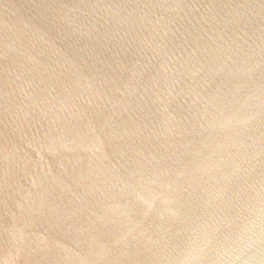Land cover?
<instances>
[{
  "label": "water",
  "instance_id": "1",
  "mask_svg": "<svg viewBox=\"0 0 264 264\" xmlns=\"http://www.w3.org/2000/svg\"><path fill=\"white\" fill-rule=\"evenodd\" d=\"M0 264H264V0H0Z\"/></svg>",
  "mask_w": 264,
  "mask_h": 264
}]
</instances>
